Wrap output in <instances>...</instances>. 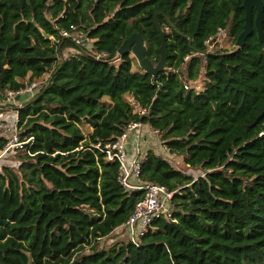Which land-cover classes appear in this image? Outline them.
I'll list each match as a JSON object with an SVG mask.
<instances>
[{"label":"trees","instance_id":"obj_1","mask_svg":"<svg viewBox=\"0 0 264 264\" xmlns=\"http://www.w3.org/2000/svg\"><path fill=\"white\" fill-rule=\"evenodd\" d=\"M242 3L0 0V113L8 91L47 75L14 108L20 141L31 139L0 166V264H264V44L253 28L241 48L207 51L222 28L236 41ZM155 14L167 54L153 76L117 50L138 32L155 65ZM73 28L80 42L62 35ZM202 74L201 88L185 87ZM131 123L157 129L202 174L145 149L139 180L172 192L171 215L104 248L145 195L121 184L104 151Z\"/></svg>","mask_w":264,"mask_h":264},{"label":"built area","instance_id":"obj_2","mask_svg":"<svg viewBox=\"0 0 264 264\" xmlns=\"http://www.w3.org/2000/svg\"><path fill=\"white\" fill-rule=\"evenodd\" d=\"M74 29V28H73ZM221 32V29L220 31ZM62 35L71 37L73 40L80 42L82 39L77 35L70 34L68 32H62ZM220 33L218 34L216 40L219 38ZM214 40V39H213ZM212 42V41H211ZM99 56H104L105 53L101 52ZM36 84L33 83L24 90L14 93L8 91L5 98H12L19 96L23 91H30L31 94L34 92ZM187 88V86L185 85ZM128 132L130 130H135L137 132V138L146 131L150 135H158L159 131L157 129H150L145 124L141 123H131L128 125ZM0 131L10 132V135L7 136L6 143L2 148V154H5L7 151L11 150L13 147L20 146L24 142L29 141L31 138L26 139L25 141H20L19 139V129H18V114L15 110L13 118L10 120L4 112L0 113ZM128 137V133L124 132L121 135V139L124 140ZM120 138V137H119ZM118 138V139H119ZM116 140L113 143L106 144L104 146V151L108 159H116L120 164L119 170V181L127 189L134 190H144L145 195L141 200L136 202L134 209L128 219L114 229L113 232L119 233L120 236L125 238L126 241L136 243L138 242L140 236L149 230L151 221L155 217H164L168 219L171 215V196L172 192L168 191L164 186L154 183L142 182L139 180L138 171H139V160L144 154V150L139 149L138 144H131L132 147L136 148L134 155L128 154V148L125 149V140L119 141ZM136 141V140H135ZM134 145V146H133ZM166 149V147H164ZM163 149V150H164ZM168 151V149H167ZM169 152V151H168ZM174 154V153H172ZM112 232V233H113ZM105 239V238H102ZM100 239V241L102 240Z\"/></svg>","mask_w":264,"mask_h":264},{"label":"rangeland","instance_id":"obj_3","mask_svg":"<svg viewBox=\"0 0 264 264\" xmlns=\"http://www.w3.org/2000/svg\"><path fill=\"white\" fill-rule=\"evenodd\" d=\"M68 33L73 34V35H77L81 38L85 37V34H82L81 31L77 30V29H73L71 32H68ZM85 43H86L85 45L87 47H90L92 40L88 39L85 41ZM234 49H236L235 40L233 39L232 36L227 34V27L221 29L219 38L217 40L214 39L212 42H210L207 45V51L208 52H213L216 50H234ZM71 51H73L71 48H65L63 50L64 54H68ZM134 60H135L134 66H137L136 63L138 64V62H137L135 56H134ZM138 66H139V64H138ZM46 76L47 75H43L41 78L36 79L31 83V84H33V83L37 82V86H35L34 91L39 87L40 83L46 78ZM203 79H204V77L202 74L198 78L197 81H188L185 84L188 88H193L194 90H197V89L201 88ZM24 80L26 81V80H28V78L26 77ZM31 84L29 83L28 87ZM30 96H31L30 91H23L18 96V98L12 97V98H7L4 100L3 104H6L5 105L6 111H4V114H6L8 116L9 120L11 118H13V116L15 114L14 108L19 106L20 104H22ZM125 97L127 100L132 101V98L130 95H126ZM107 102H108V100H107ZM89 130H90L89 127H83L84 134H87L89 132ZM125 132L128 133V137L124 139L125 140V149L130 147L131 146L130 144H133V142H134V143L138 144L139 149H141V148L142 149H154L156 152L160 153L161 156H163L165 159H167L169 161V163L174 168H181L184 171H186L187 173L191 174L193 177H197L198 175L202 174L200 169H192V168L185 166V164L183 163V160H182V156L175 155V154L168 152L167 148L164 149L165 146L163 145V142L160 139V134L153 136V135H150L148 132L145 131L143 133V136L140 135L137 138V136H135V135H137V132L135 130H130L129 132L127 130H125ZM1 135L6 138L7 136L10 135V132L0 131V137H2ZM118 140L122 141V142L124 141L121 139V137ZM20 146H16L13 148L15 149V148H18ZM1 152L2 151L0 150V166L4 163L11 164V165L15 166L16 160L12 156V149L6 155H3ZM121 240H125V238L120 236L119 233L113 232L109 235V237L101 240L100 246L107 248L111 243L118 242Z\"/></svg>","mask_w":264,"mask_h":264},{"label":"water","instance_id":"obj_4","mask_svg":"<svg viewBox=\"0 0 264 264\" xmlns=\"http://www.w3.org/2000/svg\"><path fill=\"white\" fill-rule=\"evenodd\" d=\"M242 7L245 11L244 15V24L243 30L239 33L236 38L235 44L236 49L241 48L245 43L247 36L252 32L253 28H255L257 33V38L259 42L264 44V29L262 26L263 21V3L261 0H243ZM256 10L255 16H252V9ZM154 26L156 30L159 32L161 37V43L159 46V61L153 65L150 60L146 56V47L143 38L138 32L132 33L130 36L125 38L120 44L117 55H122L131 52L139 66L150 72L153 76H155L159 71L163 69L165 56L167 54V48L165 43V31L159 25L156 19V14L154 16ZM18 98V96H16Z\"/></svg>","mask_w":264,"mask_h":264},{"label":"crops","instance_id":"obj_5","mask_svg":"<svg viewBox=\"0 0 264 264\" xmlns=\"http://www.w3.org/2000/svg\"><path fill=\"white\" fill-rule=\"evenodd\" d=\"M130 145H131V144H130ZM133 146H134V145H133ZM143 150H145V149H143ZM136 151H137V150H136L135 147L130 146V147L128 148V154H129V155H134Z\"/></svg>","mask_w":264,"mask_h":264}]
</instances>
